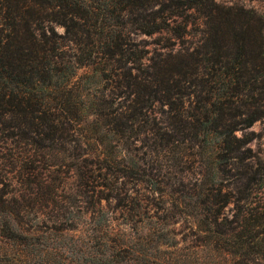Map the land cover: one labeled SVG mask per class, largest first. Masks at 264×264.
I'll return each mask as SVG.
<instances>
[{
    "label": "trees",
    "instance_id": "trees-1",
    "mask_svg": "<svg viewBox=\"0 0 264 264\" xmlns=\"http://www.w3.org/2000/svg\"><path fill=\"white\" fill-rule=\"evenodd\" d=\"M262 117L252 8L0 0V264H264Z\"/></svg>",
    "mask_w": 264,
    "mask_h": 264
},
{
    "label": "rangeland",
    "instance_id": "rangeland-1",
    "mask_svg": "<svg viewBox=\"0 0 264 264\" xmlns=\"http://www.w3.org/2000/svg\"><path fill=\"white\" fill-rule=\"evenodd\" d=\"M219 3L230 5V4H237L242 5L246 8H252L257 13L264 15V0H215ZM59 31H61L60 28H58ZM148 41L152 39V37L146 38ZM150 48L152 50L153 46L150 45ZM84 71H87L86 68H81L78 70V74L83 73ZM252 130L255 132L254 140L252 142V147L255 155H257L261 160H264V117L257 120L254 125L251 127ZM72 166V160L67 159L64 162L63 167L59 168V171L61 172L62 176H68V168ZM60 194L59 198L61 200L68 199V193L66 192H59ZM76 200V199H75ZM80 203L78 201H74L73 207L70 209L71 216H73L74 220L76 222H81V216L80 212L78 211V206ZM119 222H122L121 220H118ZM77 233V232H75ZM44 236L49 235L47 238H42L41 233L38 235V239L36 241L44 242L46 244H50L52 246H70L72 244V240L66 237V234L60 233L53 230H46L45 233H43ZM5 246V243L2 241V238L0 236V247ZM13 246H10L12 248ZM7 248V246H6Z\"/></svg>",
    "mask_w": 264,
    "mask_h": 264
}]
</instances>
